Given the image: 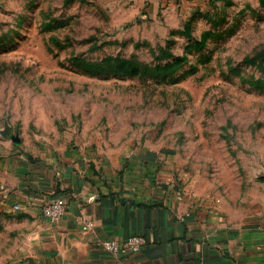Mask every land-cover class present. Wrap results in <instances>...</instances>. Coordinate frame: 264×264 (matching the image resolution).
Here are the masks:
<instances>
[{"label": "rangeland", "instance_id": "rangeland-1", "mask_svg": "<svg viewBox=\"0 0 264 264\" xmlns=\"http://www.w3.org/2000/svg\"><path fill=\"white\" fill-rule=\"evenodd\" d=\"M126 142L236 216L264 204V0H0V247L17 159Z\"/></svg>", "mask_w": 264, "mask_h": 264}, {"label": "crops", "instance_id": "crops-1", "mask_svg": "<svg viewBox=\"0 0 264 264\" xmlns=\"http://www.w3.org/2000/svg\"><path fill=\"white\" fill-rule=\"evenodd\" d=\"M159 154L126 142L113 153L43 147L36 163L17 159L3 173L5 233L14 238L0 247V264H113L98 241L131 235L144 243L121 257L126 264H264V204L236 216L202 200ZM58 196L67 209L50 222L41 208Z\"/></svg>", "mask_w": 264, "mask_h": 264}, {"label": "built area", "instance_id": "built-area-1", "mask_svg": "<svg viewBox=\"0 0 264 264\" xmlns=\"http://www.w3.org/2000/svg\"><path fill=\"white\" fill-rule=\"evenodd\" d=\"M67 205L64 196L51 198L42 206L41 214L50 222L58 221L66 212ZM90 225L91 223H86L84 228H88ZM143 243L144 239L141 235H131L123 242H118L115 239H103L98 241L97 246L111 257L113 264H126L121 260V257L138 252Z\"/></svg>", "mask_w": 264, "mask_h": 264}]
</instances>
